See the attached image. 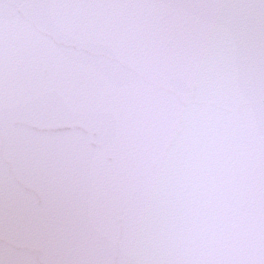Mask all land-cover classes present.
Segmentation results:
<instances>
[{"label": "water", "instance_id": "95a60500", "mask_svg": "<svg viewBox=\"0 0 264 264\" xmlns=\"http://www.w3.org/2000/svg\"><path fill=\"white\" fill-rule=\"evenodd\" d=\"M264 261V0H0V264Z\"/></svg>", "mask_w": 264, "mask_h": 264}, {"label": "snow or ice", "instance_id": "6c2138e0", "mask_svg": "<svg viewBox=\"0 0 264 264\" xmlns=\"http://www.w3.org/2000/svg\"><path fill=\"white\" fill-rule=\"evenodd\" d=\"M259 264H264V261H260Z\"/></svg>", "mask_w": 264, "mask_h": 264}]
</instances>
